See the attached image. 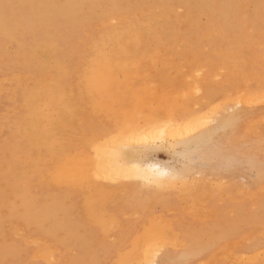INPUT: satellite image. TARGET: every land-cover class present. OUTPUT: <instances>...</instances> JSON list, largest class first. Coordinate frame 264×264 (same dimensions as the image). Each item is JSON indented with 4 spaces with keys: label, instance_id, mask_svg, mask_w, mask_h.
Segmentation results:
<instances>
[{
    "label": "rangeland",
    "instance_id": "374dc122",
    "mask_svg": "<svg viewBox=\"0 0 264 264\" xmlns=\"http://www.w3.org/2000/svg\"><path fill=\"white\" fill-rule=\"evenodd\" d=\"M125 15L130 17L122 20ZM111 24L179 28L191 36L156 45L152 59L149 41L138 70L116 67L106 73L116 76L110 80L112 94L104 96L106 106L121 109L116 119L95 107L102 95L91 94L86 85ZM169 56L173 59L165 60ZM189 74L190 81L185 80ZM158 78L171 87L164 86L166 92L177 87L184 92L183 98L176 94L182 100L174 98L182 107L180 128L169 112L174 104L161 101L166 109L159 102L168 93L162 95V85L157 92ZM136 81L156 93L149 90L143 99ZM132 89L142 99L132 98ZM263 94L264 0H0V264H129L147 252L146 259L155 264H264ZM148 110L164 113L148 124L169 120L171 130L153 144L138 141L135 147L143 151L138 162L175 173L174 188L172 183L157 188L140 178L101 180L99 168L106 159L100 155L97 163L103 164L94 168L93 140L115 137L124 148L105 147L130 148L123 142L136 131L129 127L142 126ZM125 122L127 137L119 132L127 128ZM204 134L211 136L202 150L182 149ZM104 148L97 151L108 152ZM64 161L78 165L67 173ZM93 168L101 178L92 176ZM141 235L147 239L140 241Z\"/></svg>",
    "mask_w": 264,
    "mask_h": 264
},
{
    "label": "bare ground",
    "instance_id": "6f19581e",
    "mask_svg": "<svg viewBox=\"0 0 264 264\" xmlns=\"http://www.w3.org/2000/svg\"><path fill=\"white\" fill-rule=\"evenodd\" d=\"M140 2V1H139ZM33 4V3H32ZM125 4V3H124ZM130 4V3H129ZM128 4V5H129ZM133 4H134V2H133ZM43 5V4H42ZM45 6V5H44ZM253 6V5H252ZM34 7V6H33ZM117 7V6H116ZM35 9V8H34ZM119 9H121L120 7H119ZM123 9V8H122ZM131 9H133V8H131ZM257 9V8H256ZM23 10V9H22ZM177 10V9H176ZM118 11V10H117ZM141 11V10H140ZM139 11V12H140ZM145 11V10H144ZM149 11V10H148ZM147 11V12H148ZM151 11V10H150ZM179 11V10H178ZM138 12V13H139ZM141 12H143V11H141ZM149 13V12H148ZM147 13V14H148ZM117 14V13H116ZM154 14L156 15L157 13L156 12H154ZM175 14V13H174ZM18 15V14H17ZM16 16V15H15ZM131 16H132V14H131ZM125 17H127L126 15L123 17V18H125ZM128 17H130L129 15H128ZM127 17V18H128ZM133 17V16H132ZM134 17H137V16H134ZM161 17V16H160ZM121 18V17H120ZM122 18V20H126V18L125 19H123ZM139 18V17H138ZM137 18V19H138ZM141 18V17H140ZM118 19V18H117ZM180 19V18H179ZM188 19H190V18H188ZM44 20V19H43ZM42 20V21H43ZM112 20V19H111ZM115 19H113L112 20V22L114 21ZM119 20V19H118ZM122 20H120V21H122ZM131 20H133V19H131ZM191 20V19H190ZM189 20V21H190ZM109 22H111L110 21V19L108 20ZM116 21V20H115ZM128 21V20H127ZM104 22V21H103ZM102 22V23H103ZM124 22V21H123ZM126 22V21H125ZM192 22V21H191ZM136 23V22H135ZM179 23H182L183 24V22H180L179 21ZM113 24H114V22H113ZM113 24H111V26L110 27H112V32L110 33V34H106L105 35V37H104V39H103V41L101 42V45H100V48H99V51H98V53H97V55H96V58H95V61L91 64V74H90V77L88 76V78L86 79V85H87V87H88V91L91 93V94H95V93H98V95L99 94H101L102 96H100V98H99V100L98 101H96L97 103L95 104V107L96 108H100V109H102V110H105V111H107V112H112V114H113V116H114V114H115V119L118 117V115L120 114V110L121 109H113V107H110V106H106V102H105V100H104V96L105 95H108V94H112V91H111V87H112V85L111 86H109L110 85V80H112V82H113V80H115V78H116V76L114 77V79H113V76H112V74H111V76H109V75H107L106 73L107 72H113L115 69H116V67L117 68H120V70H122V71H126V72H129V71H127L125 68H127V69H132V70H138L139 68H140V62L141 61H144V59L142 58L143 57V48H144V46L147 44V43H149V41L152 43V44H154L152 47H153V49H152V54H151V56H148V58L150 57L151 59L152 58H154V56H156L157 55V50H156V45L157 46H160V47H162V45L163 44H165L166 42H167V40L168 39H171V40H169L170 42H176V40H180V41H185V35L186 36H188V37H191L190 35H188V33H187V31L184 29V32H182L179 28L178 29H176V28H174V29H170V28H163L162 26H157V25H155V26H153V27H149V26H139V25H136V26H131V27H128V28H126V29H122V28H120V24H118L119 26H117V25H113ZM40 25V24H39ZM123 26V25H122ZM127 26H129V25H127ZM98 27V26H97ZM103 27V26H102ZM105 27V26H104ZM107 27V26H106ZM109 27V29H111ZM34 28V27H33ZM95 29H97V28H95ZM98 30V29H97ZM101 31V30H100ZM104 31V30H103ZM110 31V30H109ZM97 35V34H96ZM99 35V34H98ZM97 37V36H96ZM193 39H194V37H192ZM188 39V38H187ZM190 40H191V38H189ZM189 39H188V41H187V43L189 42ZM206 39V38H205ZM207 39H208V37H207ZM203 40V39H202ZM195 41H197V39L195 40ZM194 41V42H195ZM199 41V40H198ZM93 42V41H92ZM192 42V40L190 41V43ZM218 43V42H217ZM224 43V42H223ZM223 43H222V45H223ZM218 45H219V43H218ZM87 46V45H86ZM98 46V45H97ZM151 46V45H150ZM89 47V46H88ZM83 48H85V46L83 47ZM86 49V48H85ZM88 49V48H87ZM177 49V51H178V48H176ZM228 49V48H227ZM90 51V50H89ZM159 51V50H158ZM174 51H175V53H176V50H175V48H174ZM225 52H228V51H225ZM223 53V52H222ZM92 54V53H91ZM148 55H150V54H148ZM221 55V54H220ZM219 55V56H220ZM180 56H181V54H180ZM170 57L171 56H169V58L168 59H165V60H169L170 59ZM173 57V56H172ZM138 58V59H137ZM187 58L189 59V57L187 56ZM201 58V57H200ZM163 59L164 58H162V59H160L161 61H163ZM173 59V58H172ZM172 59H170V60H172ZM177 59V58H176ZM86 60V59H85ZM210 60V59H209ZM211 61V60H210ZM209 61V62H210ZM149 62V61H148ZM158 62H160V61H158ZM178 62H180V61H178ZM84 63H86V62H84ZM163 63H167V62H163ZM162 63V64H163ZM181 63H182V61H181ZM184 63V62H183ZM157 64V63H156ZM211 64V63H210ZM153 65H154V63H153ZM173 65V64H172ZM171 64L169 65V67L170 66H172ZM179 65V64H178ZM192 65H194V64H192ZM191 65V66H192ZM146 66H148L149 67V64H147ZM164 66V65H163ZM165 66H167L168 67V65H165ZM147 67V68H148ZM184 68V67H183ZM142 69V68H141ZM155 69V68H154ZM181 69V68H180ZM185 69V68H184ZM184 69H183V71H184ZM187 69V68H186ZM140 71V70H139ZM177 71V70H176ZM181 71V70H180ZM178 72V71H177ZM182 72V71H181ZM88 73V72H87ZM86 73V74H87ZM194 73V72H193ZM172 76H174L173 74H174V71H173V74L172 73H170ZM170 74L168 75V76H170ZM80 75V74H79ZM183 75V74H182ZM166 76V75H165ZM176 76V75H175ZM185 76V75H184ZM184 76H182L183 78H184ZM190 74L189 75H187V79H185V80H188V81H190V78L193 76V74H192V76H190ZM195 76V75H194ZM82 77V76H81ZM81 77H80V79H81ZM140 77V76H139ZM142 77V76H141ZM140 77V78H141ZM144 77V76H143ZM189 77V78H188ZM196 77V76H195ZM193 78V80H197L196 78ZM138 78V77H137ZM137 78H135V80H138ZM169 78H171V76L169 77ZM178 78V77H177ZM165 79V78H164ZM172 79H174V78H171V80ZM131 80V79H130ZM144 80H146V82L145 83H148V84H150L148 81L149 80H147V79H144ZM155 80V79H154ZM183 80V79H182ZM129 81V80H128ZM173 81V80H172ZM179 81V80H178ZM173 82V83H178L179 84V82ZM80 82V81H79ZM83 82V81H82ZM108 82H109V84H108ZM137 82V81H136ZM141 82H143V81H141ZM140 82V84L137 82V85H141L142 86V91L141 90H139L141 93H143L142 94V97H143V99H144V97H146V99H148V97L151 95L150 94V92L152 93L153 92V90H155L156 88H158V86L160 85H162L160 88H162V90L164 91L165 89H166V87L168 86L169 87V85H165V82L163 83L161 80H160V78H158V80H157V83H154L155 84V86H156V84H157V87L155 88V87H153L154 85H152V87L154 88V89H149V90H151L150 92H149V90H147V87L148 88H150L151 86L150 85H147V84H145L144 82V84L146 85V87H145V85H143L142 83ZM163 83V84H160V83ZM180 82H182V81H180ZM183 82H184V80H183ZM77 83V82H76ZM117 83V82H116ZM172 82H170V84H171ZM80 84V83H79ZM112 84V83H111ZM177 84V85H178ZM227 84V83H226ZM176 85V86H177ZM78 86V85H77ZM164 86H166L165 88H164ZM38 87V86H37ZM53 87V86H52ZM173 87V86H172ZM76 88V87H75ZM111 88V89H110ZM119 87H117V91H115V93H113V94H117L118 93V91H120V89H118ZM132 88H134V86H132ZM136 88V87H135ZM138 89H140V86L139 87H137ZM144 88H146V89H144ZM169 88H171V87H169ZM110 89V90H109ZM144 89V90H143ZM177 90L179 89V91L181 90L180 88H176ZM78 90V89H77ZM84 90V89H83ZM157 90H159V91H157V92H159V94H161L162 93V91H160V89L158 88ZM167 90V89H166ZM166 90L163 92V96H164V94L165 93H168L167 94V96L165 95V97H164V99H165V101H164V99L163 100H160L159 102H160V104H161V101H163V102H169L170 103V101H171V104H174V106L172 105V108L170 109V111L169 112H171V113H173V118H176L177 117V119H179L180 118V115H178V113L180 112V110H181V108L182 107H180L179 105H175L176 103L177 104H180V102L178 103V102H176L175 100H177L178 98H177V96L178 95H176V94H178L179 93V95L183 98V96H184V92L182 93V91L183 90H181V93L179 92V91H171L170 89H168V91H170V92H166ZM79 91V90H78ZM145 91V92H144ZM146 91L149 93V94H147L146 93ZM140 92L136 95L135 94V92L133 91V89L131 90V94L133 95L132 96V98L133 97H135L134 99H136V97H138V99H142V97H141V95H140ZM173 94H172V93ZM176 92V93H175ZM254 92V91H253ZM120 93V92H119ZM154 94L156 93V91H154L153 92ZM170 93V94H169ZM174 93H175V95H174ZM159 94H158V96H159ZM172 94V95H171ZM238 94V93H237ZM67 95V94H66ZM71 95V94H70ZM80 95V94H79ZM148 97H147V96ZM170 95V96H169ZM240 95V94H239ZM264 95V94H263ZM12 96V95H11ZM10 96V97H11ZM92 96V95H91ZM109 96V95H108ZM140 96V97H139ZM172 96V97H171ZM175 96V97H174ZM180 96H179V99L180 100H182L181 98H180ZM88 97H90V96H88ZM95 97V96H94ZM106 97V96H105ZM169 97V98H168ZM24 98V97H23ZM172 98V99H171ZM174 98H175V100H174ZM177 98V99H176ZM190 98V97H189ZM237 98V97H236ZM240 98V97H239ZM247 98V97H246ZM258 98H259V96H258ZM94 99V98H93ZM169 99V100H168ZM178 99V100H179ZM187 96H186V98L184 99V104H185V102H187ZM60 100V99H59ZM90 100V99H89ZM91 100H92V98H91ZM126 101H127V99H125ZM172 100H174L173 101V103H172ZM179 100V101H180ZM189 100V99H188ZM249 100H250V98H249ZM80 101V100H79ZM88 101V100H87ZM128 101H131V100H128ZM233 101V100H232ZM238 101V100H237ZM82 102H84V101H82ZM99 102V103H98ZM163 102H162V104L161 105H165V104H167V103H164L163 104ZM175 102V103H174ZM234 102V101H233ZM236 102V101H235ZM32 103V102H31ZM138 103V102H137ZM238 103V102H237ZM90 104V103H89ZM139 104V103H138ZM170 104V105H171ZM184 104H182L181 106H183ZM137 105V104H136ZM141 105V104H140ZM139 105V106H140ZM146 105V104H145ZM160 105V106H161ZM169 105V106H170ZM247 105V104H246ZM48 106L49 105H47V108H48ZM88 106V105H87ZM90 106V105H89ZM142 106V105H141ZM144 106V105H143ZM147 106V105H146ZM166 106V105H165ZM165 106H162L161 108H163L162 109V111H164V107ZM241 106V105H240ZM118 107V106H117ZM167 107V106H166ZM227 107V106H226ZM158 108V107H157ZM168 108H170V107H167L166 109H168ZM224 108V107H223ZM233 108V107H232ZM85 109V108H84ZM90 109V108H89ZM148 109V108H147ZM48 110H49V108H48ZM87 110V109H86ZM92 110H94V106H93V108H92ZM99 109H97V111H98ZM102 110H100V111H102ZM150 110V109H149ZM149 110H148V113L147 114H149ZM161 110V109H160ZM145 111V110H144ZM155 111L157 112L158 110L155 108ZM161 111V112H162ZM123 112V111H122ZM145 112H147V111H145ZM156 112H154V115L152 114L151 115V113L148 115V117H145L144 119H143V122H144V124L141 126V125H137V126H130L129 128H130V131L131 132H133V131H136V133H132V135H130V136H128L130 139H131V141L128 139V141H127V139H126V142H123V143H125V145H128V142L131 144V145H129L130 146V148H128V149H125V150H123V151H117V152H115V148H114V151L112 150V147H111V150H110V148H108V147H105L107 144H114L115 143V145H118L117 144V140H116V142H115V137L112 139H110V138H108V139H110V140H107L108 142H100V141H98V140H96V139H94L93 140V142H92V146H93V148H94V151H93V153H95V154H93L94 155V157H93V160H94V163H93V160H92V165H94L95 167L94 168H98V166H100L101 164H103V160H107L108 162L106 163L105 161H104V164L103 165H105V163H106V165L107 166H105V167H103V165H101L100 166V168H102V169H100L99 168V170H100V175H101V177L100 176H98L99 174H96V173H98V172H96L97 170V168L96 169H94L93 168V170H91V173H92V176L95 178V177H100L101 178V180L103 179V180H107V181H112V180H119V181H121L124 177H125V175L126 174H131L132 176H133V178H140V179H144L146 182H151L152 184H154V186L155 187H163V186H166V187H164V188H166V189H168V186H170L171 187V183L173 182V179H172V176H175L176 174L175 173H171L169 170H166V169H164V168H162V167H160L158 164H155V163H146V164H144V166L143 167H141L140 165H139V158L142 156V150H140L139 148H137V147H135L139 142L138 141H143V140H146V141H148L146 144H153V142L155 141V140H158V141H160L161 140V138L163 137H167L168 135L167 134H169L170 133V130L171 129H169V125H168V122H166V121H169V120H166V121H163V120H161V122L160 121H158V120H156L155 122H157V123H155L154 122V124L153 125H150V124H148L149 122H151V121H153L155 118H159L158 116H159V114H160V116H164L163 114L164 113H157L156 114ZM166 112V111H165ZM94 113V112H93ZM138 114L139 112H135V114ZM153 113V112H152ZM140 115H142V113H139ZM156 114V115H155ZM55 115V114H54ZM57 115V114H56ZM96 115V114H95ZM106 115V114H105ZM108 115V114H107ZM110 115V114H109ZM139 115V116H140ZM216 115V114H215ZM214 115V116H215ZM225 115H227V112H226V114ZM229 115V114H228ZM145 116V115H144ZM153 116V117H152ZM55 117V116H54ZM105 117H107V116H105ZM104 117V118H105ZM202 117V116H201ZM172 118V119H173ZM231 118H232V116H230V117H228V118H226V119H223V120H221L220 121V123L218 124L219 125V127H225L227 124H228V122L231 120ZM29 119V118H28ZM107 119V118H106ZM114 119V118H113ZM119 119V118H118ZM159 119H163V118H159ZM169 119V118H168ZM177 119H175V120H173L174 121V125L176 126V127H181V125L183 124V123H181L183 120L180 118L179 120H177ZM216 119H218V118H216ZM215 119V120H216ZM44 120V119H43ZM107 120H109V119H107ZM142 120V119H141ZM197 120H198V118H197ZM196 120V121H197ZM262 120V119H261ZM114 121V120H113ZM113 121H112V124H113ZM124 121V120H123ZM123 121H121V122H123ZM188 121V120H187ZM195 121V120H194ZM58 122V121H57ZM198 122V121H197ZM201 122V121H200ZM205 122V121H204ZM126 123V122H125ZM122 124V126H124V125H126L125 127H127L126 129H124L123 128V130H121V131H119L120 133H121V135H123L122 133H124L125 134V132H127L128 131V122L126 123V124ZM169 123H171V122H169ZM173 123V122H172ZM59 124V123H58ZM129 124H131V123H129ZM192 124V123H191ZM191 124H189V126H191ZM199 124V123H198ZM197 124V125H198ZM206 124V123H205ZM216 124V123H215ZM173 125V126H174ZM186 125H188V124H186ZM209 125V124H208ZM37 127V129H38V126L36 125L35 126V128ZM29 128H32V130L34 131V128H33V125H32V127H29ZM183 128V127H182ZM187 128V127H186ZM185 128V129H186ZM189 128V127H188ZM217 128V127H216ZM32 130H31V133H32ZM39 130H40V127H39ZM168 130H169V132H168ZM179 130H182V129H179ZM194 130V129H193ZM130 131H128L127 133H129ZM173 131V130H172ZM184 131H186L187 132V129L186 130H184ZM189 131H190V129H189ZM189 131H188V133H189ZM30 132V131H29ZM131 132H130V134H131ZM180 132V131H179ZM183 132V131H182ZM126 133V134H127ZM175 133H176V131H175ZM185 133V132H184ZM183 133V134H184ZM187 133V134H188ZM91 134H93V133H91ZM118 134V133H117ZM126 134H125V136H126ZM173 134V133H172ZM119 135V134H118ZM117 135V136H118ZM167 135V136H166ZM186 135V134H185ZM114 136V135H113ZM116 136V137H117ZM210 136H211V134H204V135H200V136H197V137H194V138H192V139H190V140H187L184 144H182V149L183 150H192V149H196V148H198V149H203V147L206 145V142L208 141V139L210 138ZM122 137V136H121ZM120 137V138H121ZM127 137V136H126ZM172 137V136H171ZM117 138H119V137H117ZM123 138V137H122ZM175 137H173V139H174ZM180 138V137H179ZM135 139H137V141L136 142H134L135 141ZM54 140V139H53ZM123 141H124V139H122ZM119 141V140H118ZM121 141V140H120ZM167 141V140H166ZM144 142V141H143ZM168 142H169V140H168ZM122 143V144H123ZM109 144V145H110ZM119 144H120V142H119ZM135 144V145H134ZM114 145V146H115ZM124 145V144H123ZM91 146V145H90ZM111 146V145H110ZM109 146V147H110ZM113 146V147H114ZM140 146V145H139ZM152 146V145H151ZM169 146V145H168ZM221 146V145H220ZM219 146V147H220ZM101 147H105L106 149H108V152L110 153V151H111V154L110 155H108V158H105V154L106 153H108L107 151H105L104 152V154L102 153L104 150H102L101 149ZM120 146L118 145V148H119ZM121 147H123L122 145H121ZM120 147V148H121ZM211 147V146H210ZM104 148V149H105ZM124 148V147H123ZM142 148V147H141ZM146 148H150L148 145H147V147ZM102 150V152H100V153H102V154H100L97 150ZM206 149V148H205ZM208 149V148H207ZM215 149V148H214ZM100 150V151H101ZM110 150V151H109ZM213 150V149H212ZM198 151V150H197ZM211 151V150H210ZM221 151V150H220ZM80 152V151H79ZM97 152H98V154H97ZM113 152H115V153H113ZM199 152V151H198ZM76 153V152H75ZM83 153V152H82ZM77 154V153H76ZM100 155H104V156H102V158L100 157ZM106 155V156H107ZM215 155V154H214ZM221 155V154H220ZM74 156H75V154H74ZM79 156V155H78ZM82 156V155H81ZM85 156H87V155H85ZM96 156H97V158H96ZM76 157V156H75ZM98 157H100L101 159H103L102 161H101V159L99 158V161H101L102 163H100V164H98L99 162H98ZM72 158V157H71ZM71 158H70V160H71ZM85 159H86V157H84ZM88 158V157H87ZM69 158H67V160H68ZM69 160V161H70ZM96 160V161H95ZM212 160V159H211ZM72 161H74V160H72ZM85 161H87V160H85ZM84 161V162H85ZM89 161V160H88ZM91 161V160H90ZM98 162V163H97ZM64 163H66V165H67V162H65L64 161ZM69 163V162H68ZM70 163H72V162H70ZM88 163H90V162H88ZM96 163H97V166H96ZM191 163V162H190ZM76 165H78V164H76ZM75 165V166H76ZM85 165H87V164H85ZM74 165H67L66 167H64V169L66 168V171H67V173H69L72 169H75L74 167H75ZM194 166V165H193ZM201 166V165H200ZM81 167V166H80ZM227 168V167H226ZM225 168V169H226ZM222 169H224V168H222ZM90 170V169H89ZM55 171H57V170H55ZM77 171V170H76ZM95 172V174L97 175H95L93 172ZM63 172V176H64V171H62ZM61 172V173H62ZM56 173H59V172H56ZM55 173V174H56ZM77 173V172H76ZM82 173V172H81ZM80 173V174H81ZM185 173V172H184ZM59 176H60V173L58 174ZM74 175V174H73ZM195 175V174H194ZM56 177H57V175H55ZM58 176V177H59ZM75 176V175H74ZM81 176V175H80ZM80 176H78V178L80 177ZM177 176V175H176ZM61 177V176H60ZM72 177V176H71ZM70 177V178H71ZM67 178V177H66ZM77 178V179H78ZM120 178V179H119ZM122 178V179H121ZM132 178V179H133ZM62 179V178H61ZM72 179V178H71ZM125 179V178H124ZM123 179V180H124ZM183 179H185V178H183ZM242 179V178H241ZM66 181H62V182H68L67 180L68 179H65ZM81 180V179H80ZM176 180V179H175ZM198 180V179H197ZM118 181V182H119ZM172 181V182H171ZM181 181H182V179H181ZM90 182V184H92L91 183V181H89ZM123 182V181H122ZM141 182H143V181H141ZM184 182V181H183ZM146 184V183H145ZM175 184V183H174ZM174 184L172 183V188H174L173 186H174ZM185 184V183H184ZM21 185V184H20ZM58 185V184H57ZM143 185V184H142ZM149 185H150V183H149ZM179 186H180V184H178ZM146 186H148V183H147V185ZM184 186V185H183ZM145 187V186H144ZM161 187V188H162ZM178 187V186H177ZM85 188V187H84ZM91 189V188H90ZM163 189V188H162ZM181 189V188H180ZM261 189V188H260ZM109 190V189H108ZM189 190V189H188ZM219 190V189H218ZM247 190V189H246ZM89 191H91V190H89ZM123 191V190H122ZM187 191V190H186ZM245 191V190H244ZM259 192H260V190H258ZM99 192V191H98ZM111 192V191H110ZM109 192V193H110ZM242 192V191H241ZM248 192V191H247ZM255 192V191H254ZM133 193V192H132ZM185 193V192H184ZM243 193H245V192H243ZM249 193V192H248ZM124 194V193H123ZM260 194V193H259ZM90 195V194H89ZM93 195V194H92ZM254 195H255V193H254ZM254 195H251V197L252 196H254ZM258 196V195H257ZM256 196V197H257ZM107 197V196H106ZM250 197V198H251ZM103 198V197H102ZM249 198V197H248ZM94 199V198H93ZM196 199V198H195ZM253 199H255V198H253ZM252 200V199H251ZM91 201H92V199H91ZM90 201V202H91ZM88 202V201H87ZM191 202H192V200H191ZM91 203H93V202H91ZM90 204V203H89ZM102 204V203H101ZM94 205V204H93ZM99 205V204H98ZM99 207V206H98ZM96 210V209H95ZM97 213V212H96ZM93 214H94V212H93ZM134 214V213H133ZM90 215H92V214H90ZM97 216V215H96ZM105 216V215H104ZM111 216V215H110ZM127 216V215H126ZM133 216V215H132ZM90 217V216H89ZM93 217V216H92ZM124 217V216H123ZM158 220H159V218H158ZM103 221V220H102ZM154 221V220H153ZM152 220L150 221V222H153ZM112 222V221H111ZM111 222H110V224H111ZM155 222V221H154ZM158 223V222H157ZM160 223V222H159ZM118 224V223H117ZM112 225V224H111ZM107 226V225H106ZM114 226V225H113ZM117 226V225H116ZM158 226H160V225H158ZM166 226V225H165ZM161 227V226H160ZM150 228H152V226L150 227ZM154 229V228H153ZM152 229V230H153ZM162 229V228H161ZM104 230V229H103ZM150 230V229H149ZM148 230V231H149ZM155 230H156V228H155ZM105 231H107L106 229H105ZM162 231V230H161ZM19 232V231H18ZM151 233H152V231H151ZM156 233H157V231H156ZM166 233V232H165ZM148 233H143V236H145V235H147ZM150 234V233H149ZM170 234V233H169ZM160 235V234H159ZM143 236L141 235L140 237H142V239H140V241H143V240H145V239H147V236H146V238H143ZM158 236V235H157ZM139 237V238H140ZM150 237V235L148 236V238ZM151 237H152V235H151ZM161 237V236H160ZM164 237V236H163ZM173 237H175V235L173 234ZM109 238H111V237H109ZM156 238V237H155ZM112 239V238H111ZM157 239H159V236H158V238ZM27 241H28V239H27ZM158 241V240H157ZM165 241V240H164ZM39 242V241H38ZM147 242V241H146ZM154 242H156V240H154ZM135 243V242H134ZM141 243L143 244L144 242H140V244L139 245H141ZM152 243H153V241H152ZM157 243V242H156ZM162 243V242H161ZM46 244V243H45ZM48 244V243H47ZM150 244V243H149ZM162 245V244H161ZM145 246V245H144ZM142 247V245L139 247L138 246V248H141ZM147 247V246H146ZM157 247V249L159 248L160 249V247H158V246H156ZM163 247V246H162ZM135 249L134 251H136V250H139V249ZM148 248V247H147ZM150 248H151V246H150ZM152 249H155V248H152ZM141 250H143V249H141ZM140 250V251H141ZM146 250V249H145ZM48 251V250H47ZM149 251V250H148ZM42 252V251H41ZM43 252H45V251H43ZM42 252V253H43ZM139 252V251H138ZM145 252V251H144ZM224 252V251H223ZM40 253V252H39ZM38 253V254H39ZM131 253V252H130ZM133 253V252H132ZM139 253H143V252H139ZM150 253H151V251H150ZM153 253V252H152ZM134 254H135V252H134ZM148 254V252L147 253H143L142 255L141 254H139L134 260H133V262H130L129 264H155L154 262H152L149 258L148 259H146V257H149V256H151V255H147ZM127 255V254H126ZM132 255V254H131ZM39 256V255H38ZM120 256V255H119ZM158 256V255H157ZM50 258V257H49ZM127 258V257H126ZM128 258H129V256H128ZM152 258H154L153 256H152ZM114 260V259H113ZM125 263V262H124ZM123 263V264H124Z\"/></svg>",
    "mask_w": 264,
    "mask_h": 264
},
{
    "label": "snow or ice",
    "instance_id": "6c2138e0",
    "mask_svg": "<svg viewBox=\"0 0 264 264\" xmlns=\"http://www.w3.org/2000/svg\"><path fill=\"white\" fill-rule=\"evenodd\" d=\"M124 178H125V179H132L133 176H132L131 174H126Z\"/></svg>",
    "mask_w": 264,
    "mask_h": 264
},
{
    "label": "clouds",
    "instance_id": "9594fccd",
    "mask_svg": "<svg viewBox=\"0 0 264 264\" xmlns=\"http://www.w3.org/2000/svg\"><path fill=\"white\" fill-rule=\"evenodd\" d=\"M178 177L177 176H172V179H177Z\"/></svg>",
    "mask_w": 264,
    "mask_h": 264
}]
</instances>
